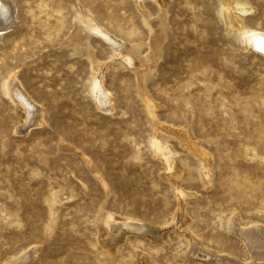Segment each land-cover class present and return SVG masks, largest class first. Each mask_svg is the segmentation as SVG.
<instances>
[{
	"label": "rangeland",
	"instance_id": "1",
	"mask_svg": "<svg viewBox=\"0 0 264 264\" xmlns=\"http://www.w3.org/2000/svg\"><path fill=\"white\" fill-rule=\"evenodd\" d=\"M14 2L16 22L0 32V264H264L226 228L238 217L239 230H264V51L242 37H264V0L235 1L242 33L225 0ZM80 16L107 33L87 38L115 69L112 111L91 92L88 49L69 43ZM156 31L158 58L140 82L107 36L143 62ZM13 76L44 123L7 94ZM166 128L189 131L204 156ZM169 157L185 178L170 179ZM107 216L161 237L126 231L107 244Z\"/></svg>",
	"mask_w": 264,
	"mask_h": 264
},
{
	"label": "bare ground",
	"instance_id": "2",
	"mask_svg": "<svg viewBox=\"0 0 264 264\" xmlns=\"http://www.w3.org/2000/svg\"><path fill=\"white\" fill-rule=\"evenodd\" d=\"M138 1H139L138 4L143 5V3H144L143 1H145V0H137V2ZM154 1L158 3L160 9H163V7L165 6V3H166V0H154ZM235 1H237V0H225V4L227 7V10H226L227 16L226 17L230 21V23H231L230 25H232L233 28H237V30H239L242 33V31H243L242 22L243 21L241 22L240 19L238 18L240 16L239 15L240 12L238 11L239 10L238 4L237 5L234 4ZM15 22H16V5H15L14 0H0V32H4V31L7 32L9 29H11L14 26ZM252 32H254V31H252ZM252 32L249 30L243 31V33H242L243 40L246 41V43L248 41V43H249L248 45L252 49H261V51H264V37L256 36L254 34H249ZM88 33L89 34L97 33V34H100L103 36H106V34H107V33L105 34V32L103 30H101L100 26L95 21L89 20V19H87V17L80 16L77 18V21H76L75 34L72 35V39L69 43L72 46H74L76 50L78 49V51H79V48H81V47H85L88 49V52H89L88 58L90 59V62H91V68H92L93 77H94L93 90L91 92H92V94L95 95L97 101L99 102L101 109H104V111L106 110L107 112L112 111V109L114 108V102H113V99L111 98V96L107 93L108 89L106 90L105 86L112 81L114 74H115V69L110 64H107V63L103 64V63H100L97 60H95L94 55H93V51H92L93 49L88 44V38H87L89 36ZM248 34H249V36H248ZM162 39H163V37H162V33L160 31H156L150 37V39L147 43L148 52L145 55L146 61L142 62V61H140L138 53L135 49H132L130 47L126 48V44L124 42L116 41L113 38H111V36H109V35L107 36V40L110 41V45L114 47V50H116L115 61L120 62L123 66H128L129 65L128 61L131 63L133 61V62H136L138 64V67H136V69L135 68L134 69H135L136 75H137L138 79L140 80V82H141L142 76L148 71V69L153 68L154 63L156 62V60L158 58L159 46L162 42ZM67 43H68V41H67ZM128 56H131L133 58H130V57L128 58ZM14 78L15 77L13 76L6 83L5 90H6L7 94H10V96L14 100H16L17 102H19L21 104V107L23 106L26 109L27 115H28L27 117L29 119V121H27V122L36 123L39 120L42 121L43 114H44L43 111L41 109H39V107L37 108L36 107L37 105L34 106L30 102V100L26 97L27 95L25 96L23 94L21 86L19 85L20 82L18 83L16 80H14ZM148 113H152L150 109H149ZM20 114H21V112H20ZM22 119H21V121H22ZM38 126H40V124ZM163 129H164V127H158L157 130L161 131ZM167 130L168 131H174L179 137H181L184 140V142L185 141L188 142V145L191 147V149L194 150L199 156L200 155L204 156L202 154V152L199 150V144L192 141L191 134L189 131H182V130L181 131L180 130L175 131V130H170V129H167ZM157 146H158L157 149H158L159 153L163 154L166 151H168L166 148L165 149L159 148L160 144ZM154 147H155V145H154ZM160 147H162V146H160ZM173 157H174V155H173ZM173 157L172 158L171 157L165 158V160L167 162L168 169H169L171 175H173L172 177H170V179L174 182L177 179L185 178V176H187V171L184 168V166L178 161V159L177 158L174 159ZM202 159H203L202 160L203 164L206 165V163H207L206 159L207 158L204 157ZM204 173H205V171H202V173H201L202 177H203ZM207 175H208V173H207ZM209 176L210 175H208V177ZM210 181H208V182L210 183ZM176 184H178V183H176ZM235 218H236V216H235ZM230 222L231 221L228 220V222L226 223V228L229 227L230 230L232 229L235 232L237 231V234L239 233V235L243 238V240L246 241L248 247L250 248V250L252 252V256L256 260V262L257 261L258 262H264V230H262V228H260V227H252L249 229L246 228L244 230H239L240 229L239 225H243V224L241 223V221L238 217L236 219H233L231 223ZM144 229H145V231H144ZM158 230H154V229L149 228L147 226L141 225V223L138 224L136 222H130L129 221L128 223H118L117 219L115 217L107 216L105 218L104 223L102 224V240L106 238L107 242H108L107 244L113 243L114 240H112V238H111L112 235L120 234L122 232L126 234V231H130V232L134 231L135 233L136 232L146 233V234H150L154 237H161L160 234L162 232L160 234H158L159 233ZM122 236H123V234H122ZM193 240L194 239H192V241ZM193 242H195V241H193ZM196 245H197V243H196ZM108 246L111 247L110 245H108ZM205 252L206 251H204V253ZM29 255H31V254H29ZM211 257L213 258L214 256H211ZM197 258H198V256H197ZM29 259H31V258H29ZM32 259H33V257H32ZM20 260H22V258ZM215 260H217V258H215ZM22 261H21V263H22ZM233 262L231 263L229 260H224L225 264H233ZM17 264H19V263H17Z\"/></svg>",
	"mask_w": 264,
	"mask_h": 264
}]
</instances>
